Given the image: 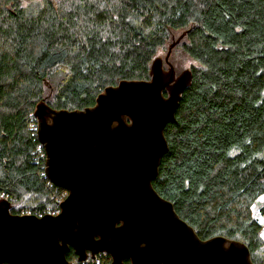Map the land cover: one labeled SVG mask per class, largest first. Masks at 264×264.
Wrapping results in <instances>:
<instances>
[{"label":"trees","instance_id":"16d2710c","mask_svg":"<svg viewBox=\"0 0 264 264\" xmlns=\"http://www.w3.org/2000/svg\"><path fill=\"white\" fill-rule=\"evenodd\" d=\"M161 49L176 73L188 59L192 80L152 184L202 240L242 242L264 263L252 210L264 214V0H0V199L15 214L59 210L68 190L47 177L37 105L93 107L109 86L149 80Z\"/></svg>","mask_w":264,"mask_h":264},{"label":"water","instance_id":"95a60500","mask_svg":"<svg viewBox=\"0 0 264 264\" xmlns=\"http://www.w3.org/2000/svg\"><path fill=\"white\" fill-rule=\"evenodd\" d=\"M191 80L190 69L177 74L156 57L149 80L109 86L93 107L39 103L46 174L68 195L58 214L42 216L12 213L0 199V264H69L71 247L81 261L107 252L112 264H255L242 242L202 240L152 184Z\"/></svg>","mask_w":264,"mask_h":264},{"label":"rangeland","instance_id":"374dc122","mask_svg":"<svg viewBox=\"0 0 264 264\" xmlns=\"http://www.w3.org/2000/svg\"><path fill=\"white\" fill-rule=\"evenodd\" d=\"M158 57H162L164 58L166 56V49H161L158 52ZM179 61H181L182 65L179 66V68L177 69V74H179V72L184 71L185 69H188V67H190V61L188 59H180ZM180 72V73H181ZM259 201L264 202V195L259 197ZM27 210L28 208H24V210ZM25 210V211H26ZM252 210H253V214L254 216L259 220L260 224H261V231L260 234L262 236V238L264 239V214L260 213V206L257 203H254L252 206Z\"/></svg>","mask_w":264,"mask_h":264},{"label":"built area","instance_id":"2783aa9c","mask_svg":"<svg viewBox=\"0 0 264 264\" xmlns=\"http://www.w3.org/2000/svg\"><path fill=\"white\" fill-rule=\"evenodd\" d=\"M59 211H60V209H59V210H57V211H55V212H50V214H58V213H59Z\"/></svg>","mask_w":264,"mask_h":264}]
</instances>
